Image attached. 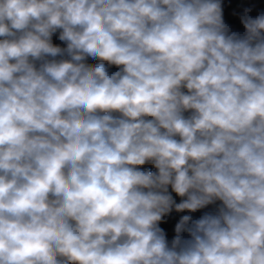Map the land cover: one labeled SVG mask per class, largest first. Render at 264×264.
<instances>
[{
  "label": "clouds",
  "instance_id": "obj_1",
  "mask_svg": "<svg viewBox=\"0 0 264 264\" xmlns=\"http://www.w3.org/2000/svg\"><path fill=\"white\" fill-rule=\"evenodd\" d=\"M253 7L0 0V264H264Z\"/></svg>",
  "mask_w": 264,
  "mask_h": 264
},
{
  "label": "trees",
  "instance_id": "obj_2",
  "mask_svg": "<svg viewBox=\"0 0 264 264\" xmlns=\"http://www.w3.org/2000/svg\"><path fill=\"white\" fill-rule=\"evenodd\" d=\"M239 4H242V6H239ZM245 7H253V11L251 13L252 16H255L259 12L264 11V5L262 4V0H223L224 19L229 25H231L232 29L235 31L243 32L244 29L240 22L239 15H233V13H240ZM53 40L54 43H61L60 41H57L56 38H53ZM89 62L95 63L96 61L89 60ZM203 213L204 209L192 213V216L194 219H198ZM177 220V213L173 212L171 216L166 218V222L161 225V227H163L166 231L167 238L169 240H171L174 235L173 229Z\"/></svg>",
  "mask_w": 264,
  "mask_h": 264
},
{
  "label": "rangeland",
  "instance_id": "obj_3",
  "mask_svg": "<svg viewBox=\"0 0 264 264\" xmlns=\"http://www.w3.org/2000/svg\"><path fill=\"white\" fill-rule=\"evenodd\" d=\"M262 4L264 5V0H262ZM239 6H242V4H239ZM53 38L55 39L56 37H53ZM56 40L59 41L58 39H56ZM169 191L171 192V188H169ZM172 195H173L174 199H175L177 202H180V200L182 199L181 197L176 196L175 193H172ZM213 208H214V206H209L208 208L204 209V212H205V211H211V210H213ZM184 214H188V213H177V217H178V219H179V217H180L181 215H184ZM191 215H192V213H191Z\"/></svg>",
  "mask_w": 264,
  "mask_h": 264
}]
</instances>
